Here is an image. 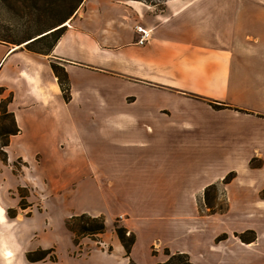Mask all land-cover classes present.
<instances>
[{"label":"crops","instance_id":"obj_1","mask_svg":"<svg viewBox=\"0 0 264 264\" xmlns=\"http://www.w3.org/2000/svg\"><path fill=\"white\" fill-rule=\"evenodd\" d=\"M164 4L157 11L136 0H84L49 53L0 41V104L20 129L4 148L6 160L0 157V264H141L139 246L147 237L151 264L168 258L153 254L154 245L186 252L199 264L181 246L182 230L194 234L187 230L199 217L193 197L218 181L209 167L202 174L194 169L198 154L216 144L246 155V147L227 143V132L246 131L223 121L240 122L230 111L264 115V0ZM137 27L151 29L144 45ZM52 63L67 72L69 100ZM20 162L30 175L14 171ZM29 185L50 198L94 194L97 206L73 209L65 219L102 216L106 231L76 243L64 219L72 246L63 253L50 237L53 222L43 216L47 229L34 234L44 241L29 250L54 247L58 260H27L16 230L21 213L9 215L16 198L8 203L3 187L22 198ZM118 217L136 237L130 255L114 229Z\"/></svg>","mask_w":264,"mask_h":264},{"label":"rangeland","instance_id":"obj_2","mask_svg":"<svg viewBox=\"0 0 264 264\" xmlns=\"http://www.w3.org/2000/svg\"><path fill=\"white\" fill-rule=\"evenodd\" d=\"M136 1L153 5L155 10L160 11L164 9L166 0ZM78 9L68 20L73 18ZM30 17L31 13L28 10H15L9 6V2H0V35H6L12 39L21 37L24 34L25 27L29 25L27 21ZM35 24H33L32 29H39V26ZM44 30L33 32L32 35L36 36ZM49 41L37 43L34 47L46 48ZM12 44L15 45L16 43ZM245 110L230 111L231 119L240 120V122L223 119L233 130H236V128L246 130L243 134L238 131L226 133L227 143L231 141L233 146L246 147L241 149L243 155L246 154L245 156L235 157L232 153L235 150L234 147H220L218 144L214 148L210 147V152L207 155L203 156L202 152L198 154L199 162L194 171L202 174L209 167L211 174L215 173L219 185V191H212L210 194V204L215 207L212 211L204 205V189L193 197L194 202L199 207V211L197 210L199 217L196 218L197 223L188 226L187 230L194 234H186L187 231L184 227L182 230L180 244L193 252L199 264H264V115ZM199 114H202L204 118H208L209 121L212 119V116H206L202 111ZM6 122L9 123V120L7 119ZM216 122L217 124L221 122L218 116ZM174 134L176 138H182L179 137L180 133L174 132ZM172 137L174 136L170 138ZM201 150L203 149L200 148ZM172 151V147L166 149L169 160L175 163L177 159L173 157ZM7 171L3 170L4 173H7ZM14 171L18 174L26 171L30 175L27 165L22 162L14 166ZM229 175L232 177L230 183H222L224 177ZM0 184L5 185L1 181ZM15 184V178L10 177L9 185L14 187ZM3 190L5 195L3 197L8 203H12L13 199L16 198V205L10 210L14 213L17 208V211L21 213L19 220L22 223L16 226V230L20 236V242L28 250L43 243L44 239H37L34 233L38 232V235H40L44 232L46 227L43 226L42 217L45 216L47 217L46 223L48 224L50 220L54 225L51 239L57 240L60 243L59 246L62 252L66 253L69 246H72V242L67 230L68 227L65 228L63 220L73 209L94 207L98 203L92 193L87 195L81 192L75 196L63 193L50 198L47 195H41L43 190L35 189L34 186L29 185L22 188L21 192L25 197L20 198L16 189L10 188L7 191V188L3 187ZM20 204H23L25 208H19ZM45 209L48 210L45 211ZM33 216L34 218L31 219ZM70 218L65 219V222ZM118 220L121 224L122 217H118L116 221ZM75 227L77 228L76 225ZM179 232L181 234V231ZM241 237L243 239L254 238L255 240L247 243ZM149 241V237L143 238L139 246L141 264L152 263V256L148 248ZM209 245L211 252L209 251ZM157 247L154 245L151 252L157 257L164 258L165 248L158 250ZM37 249L51 248L39 247L29 251ZM52 249L53 251L51 250L44 260H58L56 249L54 247ZM76 250L78 251L79 247H76ZM82 264H88V261H83Z\"/></svg>","mask_w":264,"mask_h":264},{"label":"trees","instance_id":"obj_3","mask_svg":"<svg viewBox=\"0 0 264 264\" xmlns=\"http://www.w3.org/2000/svg\"><path fill=\"white\" fill-rule=\"evenodd\" d=\"M1 3L9 2L15 10H28L31 13L30 19L27 21V25L24 29V34L16 39L9 38L6 35H0V41L8 43L22 44L31 39L26 44L29 50L38 53H49L55 42L61 36L64 31L66 22L82 4L83 0H0ZM36 23V24H35ZM33 24L38 25L39 29L33 30ZM32 26V27H31ZM45 29V30H44ZM36 36H33V32H38ZM47 32V33H46ZM45 33V34H44ZM50 40L46 48L34 47L35 44ZM52 68L58 77L60 86L62 88L64 97L69 100L70 84L67 72L65 69L56 64L52 63ZM215 108H221V105H214ZM9 120V123L6 120ZM20 131L18 128L15 118L12 112L7 111L6 103L3 101L0 104V157L2 160H6V152L4 148L9 144V137L11 134H17ZM232 177L225 176L222 183L226 184L231 181ZM212 191H219L218 183H213L207 186L204 190V205L210 211L214 210L215 207L210 204V194ZM213 195V194H212ZM216 195V194H214ZM22 198L25 197L21 192ZM22 208H25L23 204H20ZM12 213L9 209V215L15 216L16 210ZM69 230L76 234L75 242L78 243L80 238L84 235L95 236L102 234L106 231L105 219L102 216L94 217L88 214H80L72 216L67 222ZM77 226V228L75 227ZM114 229L125 247L127 255H130L132 247L136 241L134 233H129L128 229L123 225L119 224V220L115 222ZM242 238V237H241ZM219 239V237H217ZM243 239V238H242ZM245 242H251L255 239H243ZM53 249H37L34 251H28L26 253L27 260L36 262L44 259L47 254ZM165 255L168 258L163 262H157L156 264H195L190 255L186 252H172L168 247L164 249Z\"/></svg>","mask_w":264,"mask_h":264},{"label":"built area","instance_id":"obj_4","mask_svg":"<svg viewBox=\"0 0 264 264\" xmlns=\"http://www.w3.org/2000/svg\"><path fill=\"white\" fill-rule=\"evenodd\" d=\"M137 32L139 34L137 39L139 45H144L151 38V29L137 27Z\"/></svg>","mask_w":264,"mask_h":264},{"label":"water","instance_id":"obj_5","mask_svg":"<svg viewBox=\"0 0 264 264\" xmlns=\"http://www.w3.org/2000/svg\"><path fill=\"white\" fill-rule=\"evenodd\" d=\"M47 33V32H46ZM45 34V33H44ZM34 39V38H33ZM33 39H31V40H33ZM31 40H29V41H27V42H25V44H27L28 42H30Z\"/></svg>","mask_w":264,"mask_h":264},{"label":"bare ground","instance_id":"obj_6","mask_svg":"<svg viewBox=\"0 0 264 264\" xmlns=\"http://www.w3.org/2000/svg\"><path fill=\"white\" fill-rule=\"evenodd\" d=\"M66 24H67V22L64 23V25H66Z\"/></svg>","mask_w":264,"mask_h":264}]
</instances>
